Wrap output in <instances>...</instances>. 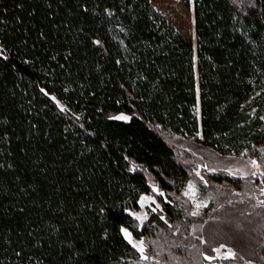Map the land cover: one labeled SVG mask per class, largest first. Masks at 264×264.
<instances>
[{"label": "trees", "instance_id": "16d2710c", "mask_svg": "<svg viewBox=\"0 0 264 264\" xmlns=\"http://www.w3.org/2000/svg\"><path fill=\"white\" fill-rule=\"evenodd\" d=\"M192 3L195 44L150 0H0V264H131L121 228L164 226L129 213L149 178L182 218L190 168L168 135L258 163L264 0Z\"/></svg>", "mask_w": 264, "mask_h": 264}, {"label": "rangeland", "instance_id": "374dc122", "mask_svg": "<svg viewBox=\"0 0 264 264\" xmlns=\"http://www.w3.org/2000/svg\"><path fill=\"white\" fill-rule=\"evenodd\" d=\"M192 1L189 0L188 5L181 0H150V3L178 33L195 44ZM117 117L125 119L126 116L118 114ZM166 138L173 144L178 158L190 168V178L172 196L182 208V218L174 222L165 219L162 205L169 197L149 178V191L140 194L138 208L129 213L136 220L138 231L154 223L155 219L150 222L154 216H158L164 226L156 227L151 234L140 235H133L127 227L121 228V232L126 229L131 234L129 242L122 232L137 253L131 264H264L259 246L264 227V205L260 203L264 201V189L258 187L255 191L252 183L264 180V146L260 148L257 163L248 156L218 154L191 139L174 135ZM219 172L250 180L249 185L237 191L206 178ZM190 184L194 186V195L189 190ZM197 204L201 207L197 208ZM193 211L199 214L192 216ZM216 248L220 249L219 257L229 250L235 255L230 259H204L205 256L217 257L213 251ZM185 253L190 258H185Z\"/></svg>", "mask_w": 264, "mask_h": 264}, {"label": "snow or ice", "instance_id": "6c2138e0", "mask_svg": "<svg viewBox=\"0 0 264 264\" xmlns=\"http://www.w3.org/2000/svg\"><path fill=\"white\" fill-rule=\"evenodd\" d=\"M118 118H121V117H118ZM253 163L255 164V161H253ZM253 175H255V173H253ZM203 179V178H201ZM189 190L190 192L192 193V195H194V186L193 185H189ZM185 195H189V193H185ZM262 205H264V201H261L260 202ZM197 208L201 207V205L197 204L196 205ZM153 211H155V209H153ZM192 216H196L198 215L199 213L197 211H193L190 213ZM161 219H163V217H161ZM122 232L124 233V235L129 239V242H131V234L126 230V229H122ZM135 246V245H134ZM224 245H221V248H223ZM141 251H143V248H142V242H141ZM214 252H216L218 254L217 257H213V256H205L204 259L206 260H213V259H216V258H222V259H230V258H233L234 257V253L231 252V250H229L227 253H225V255L223 257H219V253H220V249L219 248H216V249H213ZM144 259H147V257H144Z\"/></svg>", "mask_w": 264, "mask_h": 264}]
</instances>
